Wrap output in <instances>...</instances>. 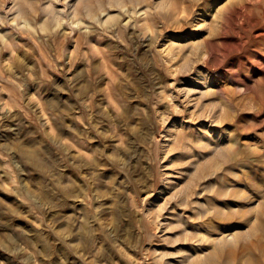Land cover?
<instances>
[{
	"label": "rangeland",
	"instance_id": "obj_1",
	"mask_svg": "<svg viewBox=\"0 0 264 264\" xmlns=\"http://www.w3.org/2000/svg\"><path fill=\"white\" fill-rule=\"evenodd\" d=\"M0 264H264V0H0Z\"/></svg>",
	"mask_w": 264,
	"mask_h": 264
},
{
	"label": "bare ground",
	"instance_id": "obj_2",
	"mask_svg": "<svg viewBox=\"0 0 264 264\" xmlns=\"http://www.w3.org/2000/svg\"><path fill=\"white\" fill-rule=\"evenodd\" d=\"M27 156H28V157H30L31 155H30V154H28ZM41 172H42V171H41ZM231 236H232V234H231ZM228 238H229V237H228ZM231 238H232V237H231ZM8 241H9V240H8ZM10 241H11V240H10ZM47 248H48V247H47Z\"/></svg>",
	"mask_w": 264,
	"mask_h": 264
}]
</instances>
